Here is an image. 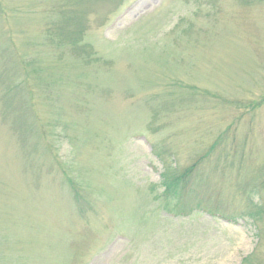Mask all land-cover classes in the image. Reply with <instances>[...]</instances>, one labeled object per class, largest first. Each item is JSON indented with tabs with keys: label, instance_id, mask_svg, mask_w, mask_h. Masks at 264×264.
<instances>
[{
	"label": "rangeland",
	"instance_id": "1",
	"mask_svg": "<svg viewBox=\"0 0 264 264\" xmlns=\"http://www.w3.org/2000/svg\"><path fill=\"white\" fill-rule=\"evenodd\" d=\"M62 1L0 0V77L29 64L0 81V264H264V215L238 217L264 208V0L91 1L85 55L49 33ZM210 151L194 202L233 221L156 198Z\"/></svg>",
	"mask_w": 264,
	"mask_h": 264
},
{
	"label": "trees",
	"instance_id": "2",
	"mask_svg": "<svg viewBox=\"0 0 264 264\" xmlns=\"http://www.w3.org/2000/svg\"><path fill=\"white\" fill-rule=\"evenodd\" d=\"M63 1H66L70 5V9H66L68 7H65ZM61 3V7L59 9V19L54 22L53 24H50L49 31L51 37L56 39L60 45L64 44V42H68L71 44L73 53L76 55H85L87 54V50L90 49V46L88 45H79L80 41H82V38L85 34L86 25H85V16L87 15V12L89 11V7L93 6L89 5L88 3L93 1V3H96L98 0H63ZM123 3V0H118L117 5H120ZM0 12L2 13L3 10L0 8ZM14 54L10 56L12 58L13 68L7 73L4 74L2 77H0V81L2 83H5V81H12L13 76L19 73H22V71L29 65L26 62L15 60ZM22 81L19 82L18 85H16V82H12V86L8 87L7 92L10 89V93L12 95V98L14 100V97L22 98L23 94L25 93V96L30 95V86H25V84L28 82L25 80V78L30 76L32 77L30 73H24L21 75ZM27 81V82H26ZM14 84V85H13ZM21 86L23 88H21ZM5 94V100L7 101V104L10 105L12 103V98L9 99V94ZM24 101L21 102V106L19 105V113L16 112V108L10 107L11 109H14L15 119L20 121V124L17 125L15 128L18 132H23L24 129L27 128L26 123L22 122L23 119L26 118V115L28 113V109H26L24 97L22 99ZM15 101V100H14ZM248 105V104H247ZM258 106V104H251L246 106L248 109H255ZM14 119V120H15ZM15 122V121H14ZM12 131H14V126L11 127ZM16 134L17 132L14 131ZM220 140V139H218ZM217 144V142H216ZM214 146H211L210 150H213ZM211 155V151L207 154H204L203 156H200L198 160H196L191 166L186 167L180 171H177L176 168H170L168 169V173L172 171V174H167L166 169H164L163 173H161L160 177L161 180L159 182L160 185V192L158 195H156L157 199H161L163 202L172 203V206L177 211V215L185 216L187 215L191 210H199L203 212H207L209 215L213 216H219L221 218H224L228 221H233L235 217H227L226 215L222 214V207L221 201L218 199H214L213 201L209 202L211 199L210 197L213 196V190L209 186L207 187V191L211 193L207 201L205 199H202L201 201L194 202L197 200V197L199 196V193L197 192L202 184V179L196 180V171L199 162L205 161L208 156ZM63 178L65 179L66 185L70 187V191L72 192L71 200L78 203L80 206V210L83 207H86V210L83 212L81 210V213L84 214L86 211H89L92 208L91 202H88L87 197L84 195L85 190L84 187L76 185V183L69 177L67 174L62 170ZM224 172H222V176H224ZM237 175V174H236ZM236 177V176H235ZM264 184V183H263ZM215 187V186H212ZM264 186H259V188H252V189H243L242 191L249 192L250 196L247 195V198L251 199L252 195H254L256 192H258V189L263 188ZM192 203H189V202ZM229 208V207H228ZM245 211L238 214L239 218L247 217L251 220L252 223H255L258 219L262 218L264 215V208L255 203L254 201L249 200L246 205L244 206ZM167 210V209H166ZM167 214H171L170 211H166ZM251 260V256H248L244 258L241 262V264H249Z\"/></svg>",
	"mask_w": 264,
	"mask_h": 264
}]
</instances>
